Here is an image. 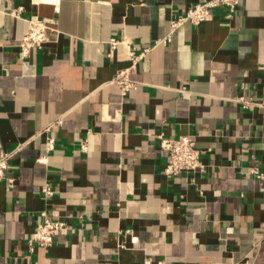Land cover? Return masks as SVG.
I'll return each instance as SVG.
<instances>
[{
    "label": "crops",
    "instance_id": "crops-1",
    "mask_svg": "<svg viewBox=\"0 0 264 264\" xmlns=\"http://www.w3.org/2000/svg\"><path fill=\"white\" fill-rule=\"evenodd\" d=\"M204 1L0 0V156L15 151L0 180V264H264V178L250 172L264 171V0L157 43ZM32 16L49 37L21 57ZM112 37L129 44L109 56ZM130 49H146L134 65ZM122 69L139 82L126 95ZM185 134L205 168L166 175L160 135ZM48 181L51 216L72 228L31 252Z\"/></svg>",
    "mask_w": 264,
    "mask_h": 264
},
{
    "label": "built area",
    "instance_id": "built-area-1",
    "mask_svg": "<svg viewBox=\"0 0 264 264\" xmlns=\"http://www.w3.org/2000/svg\"><path fill=\"white\" fill-rule=\"evenodd\" d=\"M242 0H206L204 2L197 3L193 7L187 9L184 13L173 17L170 20V32L162 38L157 40V43L167 42L171 40V34L185 22L198 24L204 20H210L215 17V12L219 7L225 9V20L232 19L238 12ZM50 26L47 20L38 16H32L29 19V28L25 36L20 43V56L28 57L31 51L35 48H41L43 44L48 40V30ZM129 44L125 39H118L112 37L109 40L110 51L109 56H113L114 50L119 43ZM129 47V46H128ZM146 51V49H145ZM145 51L137 54L133 49H130V54L133 59V65L144 56ZM113 81L120 87L122 95H126L130 90L136 89L139 86V82L132 80L127 72V69L119 70ZM244 104L250 105L253 102H247L243 96L240 97ZM61 119L46 126V131L56 123H61ZM43 131H40L41 134ZM160 146L165 153L166 163L164 166V173L169 176H177L183 173H199L205 168L202 160L203 150L197 145V141L193 135L185 134L179 137L160 135ZM56 138L52 135L46 137V147L49 151L55 148ZM22 147V144L18 145V149ZM81 147L83 150H87L88 146L86 141H82ZM15 154L14 152H2L0 156V180L4 178L5 173L11 168L10 159ZM250 172L257 177L264 178V171H262L257 165L250 167ZM13 178H9V182L12 184ZM55 189L50 181L46 182L42 186V195L46 201L45 207H43L39 213L34 230L30 233L27 239V246L31 252H34L36 248L43 247L49 248L53 245L55 237L62 230L71 229L72 226L69 220L63 217H52L50 213V204L53 199ZM155 261L153 257H146L142 264H152ZM158 264H165L164 260H158Z\"/></svg>",
    "mask_w": 264,
    "mask_h": 264
}]
</instances>
